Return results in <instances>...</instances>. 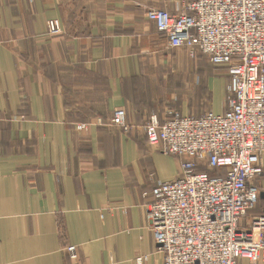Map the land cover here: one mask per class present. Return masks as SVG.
<instances>
[{"label": "crops", "instance_id": "0c3cea01", "mask_svg": "<svg viewBox=\"0 0 264 264\" xmlns=\"http://www.w3.org/2000/svg\"><path fill=\"white\" fill-rule=\"evenodd\" d=\"M185 1L0 0V264H164L148 206L180 167L144 126L190 109L159 112V96L181 98V75L164 72L181 52L169 58L147 13ZM49 20L61 35L47 36ZM117 108L130 133L109 125Z\"/></svg>", "mask_w": 264, "mask_h": 264}, {"label": "built area", "instance_id": "2783aa9c", "mask_svg": "<svg viewBox=\"0 0 264 264\" xmlns=\"http://www.w3.org/2000/svg\"><path fill=\"white\" fill-rule=\"evenodd\" d=\"M148 19L169 50L205 55L229 76L222 114L153 113L144 126L152 148L180 159L179 177L157 182L148 206L157 252L164 264L264 262V216L245 221L264 179V0H193L175 14L151 9ZM112 118L129 133L124 108Z\"/></svg>", "mask_w": 264, "mask_h": 264}, {"label": "rangeland", "instance_id": "374dc122", "mask_svg": "<svg viewBox=\"0 0 264 264\" xmlns=\"http://www.w3.org/2000/svg\"><path fill=\"white\" fill-rule=\"evenodd\" d=\"M189 1H192V0H189ZM185 2H188V1H185ZM154 8H157V7H154ZM154 8H151V9H154ZM157 9H161V8H157ZM147 17H148V13H147ZM49 24H52L54 28H57V27L60 28L61 32L59 34H51L50 29H49ZM47 28H48V34H47L48 37H55L63 33L62 25L55 20H49L47 22ZM175 51L176 50L168 49V52H170L169 58L172 57V59H174L176 57V55L172 53ZM180 52L181 54L177 56L178 59H181L180 61L178 60L179 64L176 63V66H174L170 63L169 65H167L166 67L167 70L164 72H166V74H169V72L176 74V76L179 77V78L177 77L178 79H180V75H181L182 77L181 83L183 84V86L182 84H180L179 88H177V90L180 91V94L178 95H180L181 98L180 100L178 99L175 100L173 104L172 102L169 103L167 101L166 99L167 97L159 96V99H160L159 102L161 103V104H158V107L160 108V109L158 108L159 112L165 114V113L171 112L172 109H175V111L176 110L180 111V108L182 110H185L186 109L185 106H186L187 108L190 109L187 113L189 114L188 116H193V117L203 115L204 113L211 111V110L215 111L216 113L218 112L223 113L226 107L225 98H226L227 90L229 88L228 87L229 86V76L227 74L226 68L213 66L209 62V59L207 58V56L205 55H198L196 59H192L185 50H180ZM171 53L173 56L171 55ZM181 61H183V67L180 69ZM169 80L171 79L169 78ZM168 83L169 82H167V84L165 83L161 85L162 89L166 92L170 91V88H171V87L169 88ZM223 88H224V91H223ZM211 91H213V93ZM173 95L177 96V93H174ZM168 100L172 101V97L170 95L168 97ZM177 114L181 115L180 113H177ZM112 119L109 125L115 127L112 124ZM87 126H88L87 124H80L77 129L79 131L88 130ZM82 127H85V128H82ZM117 129L120 130L122 133H125L121 129L119 128ZM131 130H132V127H131ZM148 146L151 150L153 149L157 151L155 148H152L149 145V143H148ZM158 154H159L158 156L168 159V160L164 159L166 163L170 162L172 166L177 167L179 169L180 159L176 157H172V156H167L164 154L161 155L160 153ZM255 184L260 185V186L264 185V179L257 180ZM255 210L256 208L247 213V216L245 217L246 222L248 221L249 223H251L252 219L257 217L253 213V211Z\"/></svg>", "mask_w": 264, "mask_h": 264}, {"label": "trees", "instance_id": "16d2710c", "mask_svg": "<svg viewBox=\"0 0 264 264\" xmlns=\"http://www.w3.org/2000/svg\"><path fill=\"white\" fill-rule=\"evenodd\" d=\"M200 55H202V54H200Z\"/></svg>", "mask_w": 264, "mask_h": 264}]
</instances>
